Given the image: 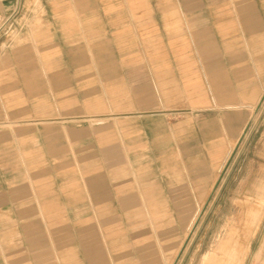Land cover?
<instances>
[{"label":"crops","instance_id":"1","mask_svg":"<svg viewBox=\"0 0 264 264\" xmlns=\"http://www.w3.org/2000/svg\"><path fill=\"white\" fill-rule=\"evenodd\" d=\"M36 1L0 0V264H165L264 98V0Z\"/></svg>","mask_w":264,"mask_h":264},{"label":"rangeland","instance_id":"2","mask_svg":"<svg viewBox=\"0 0 264 264\" xmlns=\"http://www.w3.org/2000/svg\"><path fill=\"white\" fill-rule=\"evenodd\" d=\"M37 3H39L38 0ZM33 15L34 19H41L42 13L38 10V6ZM2 26H0V36L3 31L4 34L6 32V25ZM13 30V28L10 29V31ZM4 37H0L2 48L7 42L15 39V36L8 40ZM154 44L149 43L150 50ZM101 51H114L111 40L102 42ZM113 62L111 58L102 61L103 66L107 65L108 68H111L110 65ZM256 110L246 132L218 172L207 199L197 204L196 214L189 220L188 228L180 239L178 250L170 253L165 264H203L206 256H213L211 253L218 252L216 256H222L226 248L233 247L235 240H240L242 237V240L246 239L249 247L240 264H264V98ZM0 131L11 132L13 128L2 125ZM25 174L28 177V173ZM0 175H8L6 181L11 182L12 172L0 173ZM246 205H249L250 209ZM254 206L256 209L253 208ZM251 208L254 210L251 211ZM258 214L260 217H257ZM8 222L0 219V228L7 226ZM243 222L244 224H240ZM40 227V229L33 227V230L43 231V226L40 225ZM238 231L240 235L242 233V237ZM0 235H2L1 232ZM9 235L8 238L11 239L12 234L9 233ZM21 239L25 242L23 237ZM2 240L3 237L0 236V242Z\"/></svg>","mask_w":264,"mask_h":264},{"label":"bare ground","instance_id":"3","mask_svg":"<svg viewBox=\"0 0 264 264\" xmlns=\"http://www.w3.org/2000/svg\"><path fill=\"white\" fill-rule=\"evenodd\" d=\"M224 166V165H223ZM259 204V203H258ZM247 207L249 206V205H246ZM264 206V205H263ZM250 207V206H249ZM248 207V208H249ZM246 208V207H245ZM247 208V209H248ZM253 208H255V206L253 207ZM253 208H251V211H253L254 209ZM250 209V208H249ZM248 209V211H250ZM253 209V210H252ZM256 209V208H255ZM247 213V212H246ZM244 215V214H243ZM242 215V216H243ZM259 215V214H258ZM251 216V215H250ZM246 217V216H245ZM244 217V218H245ZM257 217H260V215L259 216H257ZM249 219V218H248ZM247 219V220H248ZM244 221H245V219H243ZM247 220H246V222H247ZM256 220H258V219H256ZM245 222V223H246ZM240 224H244V222L243 223H240ZM258 224V223H257ZM241 226V225H240ZM240 226H239V230L242 228V226H241V228H240ZM245 227H246V224H245ZM253 227V226H252ZM260 227V226H259ZM254 228V227H253ZM233 231V230H232ZM254 231V230H253ZM234 232V231H233ZM240 231H238V233H239ZM251 233V232H250ZM254 234H255V231H254ZM239 235H240V233H239ZM241 235H242V233H241ZM240 235V236H241ZM253 236V235H252ZM242 237V236H241ZM239 238V237H238ZM237 238V239H238ZM243 238V237H242ZM242 238L240 239V240H235V243L233 244V247L231 246V248H226L225 249V252H223L224 254L222 255V256H216L217 254H219V252L217 253V254H215V253H211V255L213 254V256H206L205 258H204V261H203V264H240V261L243 259L242 257L243 256H245L246 255V252H247V248L249 247L248 245H247V241H246V239H243L242 240ZM246 238H247V236H246ZM253 238V237H252ZM223 251V250H222ZM221 253V252H220ZM245 253V254H244Z\"/></svg>","mask_w":264,"mask_h":264},{"label":"water","instance_id":"4","mask_svg":"<svg viewBox=\"0 0 264 264\" xmlns=\"http://www.w3.org/2000/svg\"><path fill=\"white\" fill-rule=\"evenodd\" d=\"M256 111H257V110H256ZM256 111H255V112H256Z\"/></svg>","mask_w":264,"mask_h":264}]
</instances>
